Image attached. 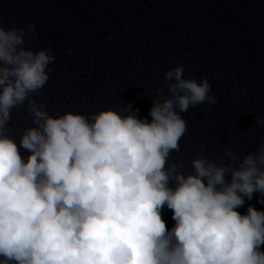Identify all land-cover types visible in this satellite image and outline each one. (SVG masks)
Returning <instances> with one entry per match:
<instances>
[{
    "label": "clouds",
    "instance_id": "clouds-1",
    "mask_svg": "<svg viewBox=\"0 0 264 264\" xmlns=\"http://www.w3.org/2000/svg\"><path fill=\"white\" fill-rule=\"evenodd\" d=\"M35 37L34 24H0V264H264V211H238L264 197V144L235 166L208 160L206 145L187 175L170 162L188 131L182 114L217 104L207 78L185 79L183 65L165 73L170 96L152 101L151 120L132 104L53 116L33 97L56 57L26 48ZM25 104L34 126L18 144L8 128Z\"/></svg>",
    "mask_w": 264,
    "mask_h": 264
},
{
    "label": "water",
    "instance_id": "water-1",
    "mask_svg": "<svg viewBox=\"0 0 264 264\" xmlns=\"http://www.w3.org/2000/svg\"><path fill=\"white\" fill-rule=\"evenodd\" d=\"M0 24H34L36 37L25 47L51 48L56 60L50 80L33 98L53 116L132 104L140 118L151 120L152 101L170 96L165 73L183 65L185 79L209 80L217 104L182 114L188 131L170 162H183L180 171L187 175L206 145L208 160L224 157L235 166L264 144V127L256 123L264 119V0H0ZM70 48L75 51L68 55ZM233 89L240 91L233 95ZM33 126L27 104L13 109L8 134L18 144ZM228 148L236 161L225 156ZM21 154L30 155L23 148ZM261 198H245L238 211H264ZM172 216L165 207L169 230L175 226Z\"/></svg>",
    "mask_w": 264,
    "mask_h": 264
}]
</instances>
